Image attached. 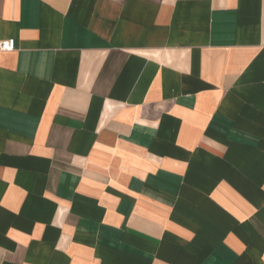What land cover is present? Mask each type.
Returning <instances> with one entry per match:
<instances>
[{
  "label": "crops",
  "instance_id": "obj_1",
  "mask_svg": "<svg viewBox=\"0 0 264 264\" xmlns=\"http://www.w3.org/2000/svg\"><path fill=\"white\" fill-rule=\"evenodd\" d=\"M0 264H264V0H0Z\"/></svg>",
  "mask_w": 264,
  "mask_h": 264
},
{
  "label": "built area",
  "instance_id": "obj_2",
  "mask_svg": "<svg viewBox=\"0 0 264 264\" xmlns=\"http://www.w3.org/2000/svg\"><path fill=\"white\" fill-rule=\"evenodd\" d=\"M15 47L14 39L0 41V52H12Z\"/></svg>",
  "mask_w": 264,
  "mask_h": 264
}]
</instances>
